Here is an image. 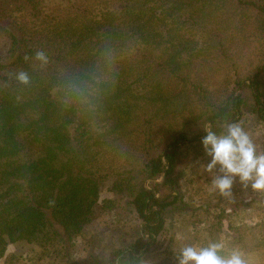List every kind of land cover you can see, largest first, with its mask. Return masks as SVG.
<instances>
[{"label":"trees","instance_id":"16d2710c","mask_svg":"<svg viewBox=\"0 0 264 264\" xmlns=\"http://www.w3.org/2000/svg\"><path fill=\"white\" fill-rule=\"evenodd\" d=\"M43 1L0 0L6 18L0 23L7 40V53L0 59V159L7 161L4 164L15 161L25 148L18 140L27 129L38 151L36 159L13 169L4 165L8 172L0 174L4 178L0 194L3 264H20L10 247L22 242L39 250L38 264H49L50 259L61 258L58 245L73 248L100 223L116 233L141 224L142 233L137 227L109 261L143 264L146 255L156 252L153 246L171 222L173 207L176 217H194L206 224L204 246L226 234L225 224L235 232L238 228L229 224L232 215L248 210L250 204H259L256 212L264 216V192L248 193L250 187L237 189L239 183H234L231 197L211 190L215 197L209 205L179 208L176 205L185 192L177 190L181 185L175 180L181 171V154L197 150L205 164L209 161L200 150L205 128L199 131L195 126L208 123L219 133L224 123L239 122L248 132L250 116L264 126V0H114V4L109 0L111 4L105 2L99 15L90 18L82 11L62 23V30L59 23L49 30L52 37L47 31L45 43L36 48L24 26L16 23L15 14L35 21L42 16ZM202 1L210 7L206 19L193 15L203 13ZM229 6L237 14L218 37L212 34L216 40L187 42L190 26L181 34L177 28V23L207 20ZM175 38L178 44H168ZM238 39L257 51L253 70H227L226 87L215 92L186 77V70L199 57L213 56L210 61L227 63L228 69V63L234 62L231 48L241 43ZM37 52L45 54L46 63L34 59ZM185 60L191 65L186 66ZM20 71L28 74L27 84L17 80ZM246 88L252 101L249 110L241 93ZM192 93L201 108L197 116L188 110L194 104L192 95L185 98ZM28 109L39 117L26 126L20 121ZM149 109L177 118L179 127L160 126L156 142L150 120L142 117ZM138 123L145 125L147 133L137 157L129 161L120 157L103 165L98 156L107 147L102 145H113L115 137L139 134ZM93 129H99L95 141ZM86 148L91 150L89 159L82 158ZM102 193L110 196L102 198Z\"/></svg>","mask_w":264,"mask_h":264},{"label":"rangeland","instance_id":"374dc122","mask_svg":"<svg viewBox=\"0 0 264 264\" xmlns=\"http://www.w3.org/2000/svg\"><path fill=\"white\" fill-rule=\"evenodd\" d=\"M105 2L107 3V6L111 4L109 0H45L42 5V16L39 19L31 21V19L24 14L16 13V23H20L21 26H24L23 28L28 32L33 40V45L36 48H40L42 44L45 43L44 39L48 38L46 36L47 31L49 32V30H53V27H56L59 23H61L59 24L60 30L64 29L65 27L62 23L66 22L70 17L80 15L82 11H86L87 14L90 15V18L95 15H99V12L103 10V7H105ZM136 2H139V0H136ZM112 3H115L114 0H112ZM199 4L204 7L203 13H197L195 11L193 15L198 18L202 17V19L208 18L207 12L210 10L209 5L205 1H202ZM113 9H117V7H114ZM236 14V9L229 6L207 20L198 22V18H193V20L188 23H177V28L181 34L187 26H190V29L186 33L187 38L185 40H187V42L193 39L194 42L200 43L207 37L210 40H216L217 38H214L212 34H215L218 37L222 29H224L227 24L230 25L232 23ZM4 16L5 14L0 11V19L2 21L6 20ZM12 20H14V18H12ZM40 24H42V26H38ZM2 29L3 23H0V59H2L7 53V40ZM246 31L249 34V29L247 27ZM49 34L51 36L50 32ZM57 36L58 35H56V37ZM220 37L222 38L223 35ZM177 38L170 40L171 42H168V44H178ZM238 40L241 43L238 45L236 44L231 48L232 59L234 62L228 63V69L226 67L227 63L225 64L210 61L209 59H214L213 56H209L205 59L199 57L192 65L189 60H185L187 63L186 66L191 65L190 68L186 70V77L191 81L200 84L203 88L211 92H215L218 89L222 90L226 87L225 76L227 70L238 69V67L244 73L253 70L256 65V56L254 53H257V51L254 50V46L252 45H245V43L242 44L243 39ZM48 46L49 45H47L46 48L51 52ZM182 54H184V52ZM173 87L177 90L179 85H174ZM241 93L243 94V98L245 99L249 110L252 105L250 91L246 88L243 89ZM191 95L194 99V104L193 102L191 103L192 98L188 97V103H191L188 110H190V112H196L197 116L201 113V108H198V104L195 102L194 94L185 95V98ZM24 114L25 115L21 117L20 122L26 126L29 125L31 121H34L39 117V114L34 112L32 109H28V112ZM187 115H189V117H193L190 113ZM142 117H148L150 120V128L154 139L159 137L158 135L161 133L160 130H165L167 125L175 128V126L179 127L180 124L179 121L177 122V118L175 120L165 118L161 113H157L154 109L144 110ZM249 119V123L246 124V127L251 129V131H248L250 133L249 135L252 137L253 142L258 146V151H264V126L257 125L258 122L254 116H250ZM137 120L139 123L142 122L141 118H137ZM156 122L159 123L157 124ZM139 123L136 128V131L139 134L132 133L128 136L122 135V137H115L116 140L113 145H109V147L104 144L102 145L103 149L107 147L104 154L98 156L100 161L104 163L103 165L111 164L112 162L117 161L120 157H123L128 161L137 157L140 151L139 145L143 144L147 133L145 125L139 126ZM160 126H163L164 128L160 129ZM72 127L73 125L70 126L71 132H73ZM206 127H208V123H204L202 126L197 125L194 129H199L200 131L201 128ZM98 130L99 129H97V131ZM245 130L247 129L245 128ZM95 131L93 129L91 133H96L93 141L96 140L95 136L99 133ZM32 141V137H29V131L27 129L24 133H22L18 140V144H21V146L25 145V148L22 149L19 156L16 157L13 162L4 164V162L7 161L0 159V174L2 172H8V169L4 165L11 164L10 166L13 169L15 167H20L25 163L27 164L38 157V151L32 146ZM133 143H137L138 146L134 148L131 147ZM200 150L203 151V147H201ZM100 151L103 153L101 149ZM88 153L91 154V150L86 148L82 158H91V155L89 156ZM201 155L202 154H200L197 150H189L180 156L181 166L179 168H181V171L177 173L175 180L180 182L179 184L181 185L177 187V190L185 193L176 205L179 208H187L189 205L193 207H198L200 205L206 206L209 205L211 199L215 197L214 194L211 195V185H209L214 174L207 173L203 170L202 166H206V164L204 163L205 160L201 157ZM3 181L4 178L0 177V194L3 193L2 189H4L1 186ZM241 188V186L237 187V189ZM247 191L250 193L252 190L250 189ZM201 195L204 197L201 198ZM109 196L110 194L108 193H102V198ZM253 197L254 195L252 194L250 199L252 200ZM256 199L261 200L262 198L261 196H256ZM1 203L2 201L0 199V213H2L4 209V207L1 206ZM251 207L252 209H250ZM253 207L256 208L253 209ZM207 208H209V206H207ZM174 209L175 207L172 209L173 214L171 215V222L168 223L166 230L159 236L157 243L153 246V249L156 252L154 254L146 255L143 264H159L167 260L170 261V264H177L179 250L183 246H204L202 236L206 224L198 223V220H196L197 218L194 217L193 219H181L180 216L176 217ZM260 209L261 206H258L257 203H252L250 204L248 210L236 212L232 215L229 224L232 227H237L238 229H236L235 232L228 231L227 224H225L223 230L226 234H222L214 239V241H223L225 243V251H230L232 248L238 247L244 252L248 264H264V216L258 215L256 212ZM137 227H139V232L141 234V224H139V226L137 225L134 229H122L120 233H116L110 225L100 223V226L96 227L93 231H90L84 239L81 241L78 239V242L73 248L71 247L64 250L57 244L58 254L61 258L57 257V260H54L53 262L52 259H50L49 264H110L109 258L111 253L119 248H124V246H126L125 243L127 239H129L131 235H135V229H137ZM10 250L17 253L20 264H38L40 262L38 261L39 250L36 251V248L31 244L22 242L18 244L17 247L11 246ZM21 255L23 256L22 258ZM0 264H3L2 260H0Z\"/></svg>","mask_w":264,"mask_h":264},{"label":"clouds","instance_id":"9594fccd","mask_svg":"<svg viewBox=\"0 0 264 264\" xmlns=\"http://www.w3.org/2000/svg\"><path fill=\"white\" fill-rule=\"evenodd\" d=\"M35 60L47 62L43 52H37ZM21 84L29 77L24 71L16 76ZM218 133L206 127L201 144L209 158L207 173L213 174L211 190L222 197H231L234 183L254 192H264V151L258 146L239 122H226ZM177 264H248L245 254L238 247L225 251L223 241H210L206 246L185 245L179 250Z\"/></svg>","mask_w":264,"mask_h":264},{"label":"crops","instance_id":"0c3cea01","mask_svg":"<svg viewBox=\"0 0 264 264\" xmlns=\"http://www.w3.org/2000/svg\"><path fill=\"white\" fill-rule=\"evenodd\" d=\"M257 200H259V199H257ZM257 205L259 206V204H257ZM254 208H256V207H253V209H254ZM250 209H252V207H251ZM239 212H240V211H239ZM254 234H256V233H254ZM256 236H257V235H256ZM257 238H258V236H257Z\"/></svg>","mask_w":264,"mask_h":264},{"label":"water","instance_id":"95a60500","mask_svg":"<svg viewBox=\"0 0 264 264\" xmlns=\"http://www.w3.org/2000/svg\"><path fill=\"white\" fill-rule=\"evenodd\" d=\"M209 125V124H208Z\"/></svg>","mask_w":264,"mask_h":264}]
</instances>
